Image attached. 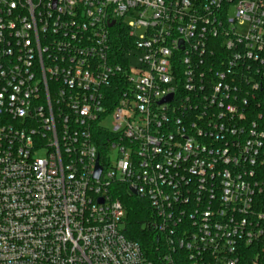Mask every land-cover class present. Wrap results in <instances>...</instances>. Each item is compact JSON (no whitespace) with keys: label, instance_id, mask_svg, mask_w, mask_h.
Here are the masks:
<instances>
[{"label":"built area","instance_id":"2783aa9c","mask_svg":"<svg viewBox=\"0 0 264 264\" xmlns=\"http://www.w3.org/2000/svg\"><path fill=\"white\" fill-rule=\"evenodd\" d=\"M0 264H264V0H0Z\"/></svg>","mask_w":264,"mask_h":264},{"label":"trees","instance_id":"16d2710c","mask_svg":"<svg viewBox=\"0 0 264 264\" xmlns=\"http://www.w3.org/2000/svg\"><path fill=\"white\" fill-rule=\"evenodd\" d=\"M118 197L127 210L124 230L126 237L139 243L147 257L156 261V248L159 242L156 233L149 226L153 219L149 205L131 195L125 186L119 187Z\"/></svg>","mask_w":264,"mask_h":264},{"label":"rangeland","instance_id":"374dc122","mask_svg":"<svg viewBox=\"0 0 264 264\" xmlns=\"http://www.w3.org/2000/svg\"><path fill=\"white\" fill-rule=\"evenodd\" d=\"M142 33H143V31H138V32H136V35L139 37V35H141ZM138 58H139V56H136L134 54L131 55L130 60H131L133 66L138 65ZM104 126L107 127L109 130H111V128H112L111 120H108L106 122V124H104Z\"/></svg>","mask_w":264,"mask_h":264},{"label":"water","instance_id":"95a60500","mask_svg":"<svg viewBox=\"0 0 264 264\" xmlns=\"http://www.w3.org/2000/svg\"><path fill=\"white\" fill-rule=\"evenodd\" d=\"M172 100V97H170L168 99V101H171ZM165 102V101H163ZM100 173H101V167L99 165H97V171H96V178H98L100 176ZM133 194H135V192L133 191Z\"/></svg>","mask_w":264,"mask_h":264}]
</instances>
